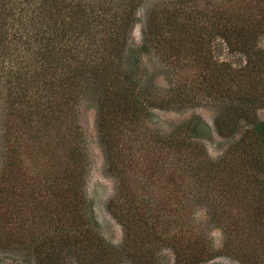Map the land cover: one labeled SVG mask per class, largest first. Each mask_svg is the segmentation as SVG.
Returning <instances> with one entry per match:
<instances>
[{
  "label": "rangeland",
  "instance_id": "rangeland-1",
  "mask_svg": "<svg viewBox=\"0 0 264 264\" xmlns=\"http://www.w3.org/2000/svg\"><path fill=\"white\" fill-rule=\"evenodd\" d=\"M86 1L93 4L99 0ZM135 3L137 24L129 33L128 50L123 54L126 69L142 80L153 98L165 99L162 104L166 107L150 108L140 122L121 124L120 117L110 113L112 110L105 109L111 116L102 113V95L94 83L85 85V75L79 76L74 87L63 96L73 110L65 108L64 116L55 117L57 108L64 103L53 104L52 99L49 106L44 98L39 103L41 112L36 115V103L30 107L32 95L27 93V85L24 88L27 101L23 104L13 101L16 89L7 84L4 64L0 62V264H36L31 246L44 238L54 242L64 237L80 241L87 230L100 239L96 243L108 246L109 253L116 258L112 262L103 260L102 250L92 245L74 249L66 257L68 264H142L137 242L134 251L123 249L128 229L109 210V203L119 200L123 191L130 199L143 201L150 216H158L160 220L154 230L159 236H183L180 242L184 239L185 243L194 244L193 237L198 235L196 240L208 243L214 255L202 264H243V258L249 259L247 264H264V230L259 226L256 204L252 201L263 188V176L254 169L250 152L256 155L264 143L250 133L251 127L245 122L237 121L240 130L228 137H220L214 125L230 103L231 99L224 100L222 92L227 91L232 81L239 82L232 83V92L242 95L244 91L251 98L264 99V70L258 62L264 58L257 56H264V29L254 40L249 75V70L237 73L249 64L247 55L239 49L230 50L218 36L209 44L204 28L189 29L185 49L188 53L176 55L174 63L160 58L152 47L147 54L133 53L139 52L143 45L153 10L167 6L170 11L174 8L178 12L188 11L192 24L202 22L205 28L212 29L218 22L222 25V19L236 15L248 22L255 19L261 2L136 0ZM15 12L19 11L9 13ZM103 46L107 43L98 40L93 43L94 48ZM258 65L260 72L253 70ZM254 73H258L255 82H259L250 87ZM210 80L220 85L213 93H207L205 88ZM9 88L11 101L6 96ZM174 94L188 100L177 104V98L174 102L170 99ZM229 114L235 121L236 115L232 111ZM40 115L46 118L41 124L37 120ZM256 115L264 123V106L256 110ZM114 123L116 126L112 127ZM165 140L182 153L176 148L170 152ZM237 143L248 150L238 149ZM201 146L209 163L217 167L209 168ZM81 195L83 208L79 204ZM79 215L85 223L78 219ZM189 236L192 239L188 240ZM143 248L142 253L151 254L158 264H173L175 260L171 247L163 243L152 241L140 249Z\"/></svg>",
  "mask_w": 264,
  "mask_h": 264
},
{
  "label": "trees",
  "instance_id": "trees-1",
  "mask_svg": "<svg viewBox=\"0 0 264 264\" xmlns=\"http://www.w3.org/2000/svg\"><path fill=\"white\" fill-rule=\"evenodd\" d=\"M135 1L99 0L98 3L89 4L86 0H0V62L4 64L3 72L7 77V84L12 89H16L14 90L16 94H13L15 95L13 101L17 104H23L27 101L24 89L27 85L29 88L27 93L32 95L30 107L32 108L31 104L36 103V115L41 112L39 103L46 98L45 102L49 106L52 99H54L53 104L54 101L63 102V106H60V109L57 108L55 117L64 116L65 108L73 110L72 106L70 107V104L65 102L66 100L63 98L66 90L74 87L79 76L85 75L83 78L85 85L94 83L95 87L98 88L97 91L102 95L101 112L108 116L113 113L115 117H120L119 123L121 124L140 122L143 116L149 114L150 108L155 110L166 109L165 105L162 104L165 99L162 97L153 98L149 91L145 90L142 80L138 79L134 72L126 69V58L123 54L128 50L129 33L137 24L138 5ZM260 2L259 14L255 19H249L248 22L238 19L236 15L222 19L223 24L219 25L218 22L216 27L213 25L212 29L205 28L202 22L201 24L198 22L192 24L190 16L187 17L188 11L178 12L176 8L173 9L174 11H170L167 6L162 7L159 11L153 10L146 25L143 45L139 52L134 51L133 53L136 55L147 54L152 47L160 58L168 59L174 63L173 60H175L176 55L188 53L185 49L189 44L187 40V34L190 35L189 29L192 27L204 28L202 30L210 39L209 44L213 37L218 36L224 40L230 50L239 49L247 55L250 59L249 64L237 73L247 72L251 67L250 55L254 51V40L262 34L264 29V0H260ZM23 3L25 7L29 6L28 10L22 6ZM11 10H18L19 12L11 15L9 13ZM97 40L106 42L107 46H103L102 49L94 48L93 43ZM133 53H130L131 56L129 57H132ZM257 56L264 58L263 54ZM258 62L264 70V65L261 64L264 60ZM261 67L259 65L258 67L253 66V70L259 69L260 72ZM251 72L249 70L248 75ZM40 73L43 74L42 77H40ZM258 73H254L250 87H254L259 82H255ZM232 83L237 84L239 82L232 81ZM232 83L229 84L227 91L225 89L222 92L225 95L223 98L226 97L224 100H231H229L230 103L225 112L215 119L214 125L217 134L220 137H228L229 133L234 136L241 127L238 126L237 121L245 122L248 127H251L250 133L261 138L262 143H264V123L257 119L256 115V110L264 106L263 97L251 98L244 91H242V95L236 94L235 91L232 92L231 90ZM219 86L216 81L210 80L205 87L206 92L213 93V90L216 91ZM11 88L7 90L6 94L10 101L12 97ZM175 98H177V104H184L188 100L184 99L185 97L180 99L176 94L170 99H173L174 102ZM106 108L112 111L110 113L105 112ZM230 111L236 115V122L230 116ZM45 119L40 115L37 120L41 124ZM114 126H116L115 123L112 124V127ZM164 145L170 152L175 151L176 148L182 153L178 147L172 149V142L169 140H165ZM237 145L238 149L248 150L240 143ZM182 147L184 148L183 145ZM201 149L202 156L204 155L206 158L209 168L217 167V165L209 163L204 147L201 146ZM250 152L256 167L254 169L263 176L261 185L264 188V159H261V155H264V148H261V151L256 155L252 151ZM263 188L258 192L259 195L252 199L256 204L258 223L262 230H264ZM70 189L73 190V188ZM121 193L120 196L122 197H119V200L109 203V210L128 229V236L125 237L123 249L134 251L136 248L134 242H137L139 244L137 247L141 252L138 256L139 258L143 256L142 259L144 260L142 264H158L153 260L151 254L142 253L145 252V248L140 249L152 241L171 247L175 257L173 264H202L207 257L214 255V251L208 243L206 245L204 242L196 240L200 237L198 235L193 237L194 244L185 243L186 240L184 241V239L180 242V239L184 238L183 236L181 238L159 236L154 230L157 228V220H160L158 216L156 215L155 218L150 216L151 213L148 214L149 209L143 201L137 202L133 198L130 199L125 191ZM79 198V204L83 208V196L81 195ZM72 211L78 213L76 209H72ZM80 211L82 212V209ZM79 216L81 217L78 219L83 221L82 215ZM80 220L79 225L83 228L84 225ZM86 232L80 241L65 237L56 240L57 242L49 238L40 240L31 246L35 254L36 264H68L66 257L74 249H87L92 245L102 250L100 252L103 260L112 259V262L116 257L109 253L108 246L96 243L100 239L88 230ZM129 236L134 238L131 240ZM187 239L192 238L189 236ZM127 255L130 254L127 253ZM96 259L98 260V257ZM242 260L243 264H247L249 261V259L244 261V258ZM139 262L142 261L139 260Z\"/></svg>",
  "mask_w": 264,
  "mask_h": 264
}]
</instances>
